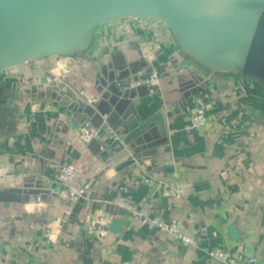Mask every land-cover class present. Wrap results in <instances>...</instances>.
<instances>
[{"label":"crops","instance_id":"crops-1","mask_svg":"<svg viewBox=\"0 0 264 264\" xmlns=\"http://www.w3.org/2000/svg\"><path fill=\"white\" fill-rule=\"evenodd\" d=\"M146 71L158 77L152 90L131 80ZM119 74L120 92L130 81L126 97L105 87ZM198 87L209 94L207 123L193 128L184 106ZM81 89L93 105L67 94ZM157 113L161 121L149 127L163 129L166 141L130 161L126 136ZM106 118L118 140L103 149L80 140L84 121ZM67 164L89 184L77 201L57 193ZM159 182H176L180 197L160 196ZM121 196L198 243L184 246L140 222L117 203ZM211 249L264 264L263 76L207 70L163 23L132 18L96 27L83 51L0 72V264H224Z\"/></svg>","mask_w":264,"mask_h":264},{"label":"water","instance_id":"water-1","mask_svg":"<svg viewBox=\"0 0 264 264\" xmlns=\"http://www.w3.org/2000/svg\"><path fill=\"white\" fill-rule=\"evenodd\" d=\"M132 17L163 23L181 50L207 70H241L264 77V0H0V72L31 60L83 51L96 27ZM149 72L131 80L144 79ZM121 78L116 75L104 85L126 97L130 81L122 93ZM140 85L145 84L135 87ZM67 94L81 103L74 92ZM107 98L105 92L102 99ZM159 121L157 113L128 133L130 161L134 154L140 157L166 141L163 129L149 127ZM33 195L41 199L39 192Z\"/></svg>","mask_w":264,"mask_h":264},{"label":"built area","instance_id":"built-area-1","mask_svg":"<svg viewBox=\"0 0 264 264\" xmlns=\"http://www.w3.org/2000/svg\"><path fill=\"white\" fill-rule=\"evenodd\" d=\"M132 19L140 22L146 20L138 17H132ZM157 80V74L150 71L144 79L135 81L134 83L135 85L145 84L150 87L155 86ZM149 90L152 89L149 88ZM76 96L80 101L88 105H93L95 103V98L90 96L87 90H79ZM208 99L209 94L200 90L192 93L186 101L184 111L188 116L190 127L197 128L206 125V104ZM78 136L83 142L91 140L99 141L100 149L104 148L106 139L114 141L120 138V135L108 123L104 122L100 126H94L90 121H84L80 125ZM78 175L79 170L74 164H67L60 167L58 173L60 183L57 191L59 196L77 201L86 194L89 184L80 182L78 180ZM141 179L146 185L154 184V180L148 176L142 175ZM156 190L160 196L164 198H178L182 192V189L176 182H159ZM117 203L127 211L132 212L140 222L150 227L157 228L184 246H195L198 243L197 238L192 233L184 230L176 222H168L146 207H137L125 196L119 197ZM99 231L102 234L104 233V230ZM208 254L214 260L224 264H257V257L255 256L240 259L228 251L219 249H211L208 251Z\"/></svg>","mask_w":264,"mask_h":264},{"label":"rangeland","instance_id":"rangeland-1","mask_svg":"<svg viewBox=\"0 0 264 264\" xmlns=\"http://www.w3.org/2000/svg\"><path fill=\"white\" fill-rule=\"evenodd\" d=\"M263 54H264V51H263Z\"/></svg>","mask_w":264,"mask_h":264}]
</instances>
